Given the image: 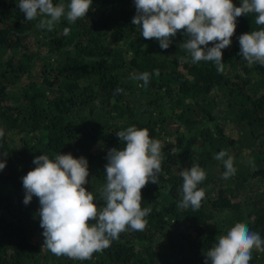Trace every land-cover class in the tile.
<instances>
[{"label": "trees", "instance_id": "trees-1", "mask_svg": "<svg viewBox=\"0 0 264 264\" xmlns=\"http://www.w3.org/2000/svg\"><path fill=\"white\" fill-rule=\"evenodd\" d=\"M53 3L67 11L70 0ZM18 4L0 0V264H205L217 237L241 222L264 240V193L252 184L264 181V65L243 59L239 44L241 35L264 29L256 13L237 17L220 73L213 61L193 63L183 48L186 30L168 49L144 39L132 24L135 0H92L87 15L71 23L62 17L51 31L37 27L40 17L27 20ZM144 72L147 85L133 78ZM230 122L239 140L227 134ZM133 126L162 145L158 184L142 189L141 207L151 209L145 229L128 227L87 260L54 255L44 247L39 199L24 204L22 178L37 156L84 157V187L102 207L108 151L123 149L116 133ZM222 150L236 169L228 179L214 158ZM193 165L205 171L198 185L205 196L198 210L179 209L181 172ZM251 255L249 264H264V251Z\"/></svg>", "mask_w": 264, "mask_h": 264}, {"label": "clouds", "instance_id": "clouds-1", "mask_svg": "<svg viewBox=\"0 0 264 264\" xmlns=\"http://www.w3.org/2000/svg\"><path fill=\"white\" fill-rule=\"evenodd\" d=\"M135 6L137 14L132 24L141 29L144 39L155 38L162 49H168L172 38L186 30L188 39L183 48L191 54L193 63L213 61L220 73L224 71L222 50L232 43L237 17L256 13L255 23L264 25V0H242L240 7L233 0H135ZM18 7L27 20L40 17L37 27L51 31L62 17L71 23L87 15L92 0H70L67 11L63 4H54L53 0H19ZM68 32L65 28L64 34ZM210 43L212 47H208ZM239 44L243 59L249 64L264 65V29L241 35ZM155 75H159L158 69ZM133 78L147 85L150 74L144 72ZM122 91L116 89L118 94ZM116 135L125 146L108 151L102 207L98 208L93 193L84 187L89 176L84 157L77 159L71 153L57 154L54 160L48 155L37 156L33 161L36 167L22 178L24 204H30L34 196L39 199L44 247L54 255L87 260L94 252L108 248L128 227L135 231L145 229V217L151 209L141 207L142 189L149 182L158 184L162 145L150 138L147 129L134 126ZM225 156L227 152L222 150L214 158L224 162L223 178L228 179L236 169L233 159L225 160ZM5 167L6 161L0 162V170ZM181 176L183 198L177 207L198 210L205 196V191L198 189L206 178L205 171L193 165L183 170ZM253 248L264 251V240L259 233L250 231L246 223H236L226 235L217 237L215 246L204 254L205 264H249Z\"/></svg>", "mask_w": 264, "mask_h": 264}, {"label": "rangeland", "instance_id": "rangeland-1", "mask_svg": "<svg viewBox=\"0 0 264 264\" xmlns=\"http://www.w3.org/2000/svg\"><path fill=\"white\" fill-rule=\"evenodd\" d=\"M226 131L227 134L231 137H233L235 140H239L240 138V133L238 131V128L233 124V123H226ZM248 156V151H245L244 154L242 155V161H246V158ZM253 187H254V191H259L260 193H264V181H253ZM191 228H189L190 231ZM39 239V237H38Z\"/></svg>", "mask_w": 264, "mask_h": 264}]
</instances>
